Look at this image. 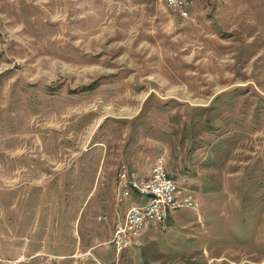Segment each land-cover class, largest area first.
Instances as JSON below:
<instances>
[{"label":"rangeland","instance_id":"374dc122","mask_svg":"<svg viewBox=\"0 0 264 264\" xmlns=\"http://www.w3.org/2000/svg\"><path fill=\"white\" fill-rule=\"evenodd\" d=\"M186 1L0 0V264H264V0ZM161 154L198 208L116 255Z\"/></svg>","mask_w":264,"mask_h":264},{"label":"built area","instance_id":"2783aa9c","mask_svg":"<svg viewBox=\"0 0 264 264\" xmlns=\"http://www.w3.org/2000/svg\"><path fill=\"white\" fill-rule=\"evenodd\" d=\"M166 7L183 18L189 16L186 0H162ZM165 156L161 154L151 164L147 179H128L127 168L121 165L118 172V186L120 197L126 198L136 195L143 199V203L130 207L123 220L116 222L112 228L109 244L116 253L130 247L142 231L149 227H157L165 223L169 212L177 209L197 210V199L191 194L183 192L169 175ZM137 241V240H136ZM135 241V243H136Z\"/></svg>","mask_w":264,"mask_h":264},{"label":"crops","instance_id":"0c3cea01","mask_svg":"<svg viewBox=\"0 0 264 264\" xmlns=\"http://www.w3.org/2000/svg\"><path fill=\"white\" fill-rule=\"evenodd\" d=\"M134 178H135V176H134ZM135 197H136V195L135 194H133ZM135 199H137L136 201H138V203H140L141 201H139L140 199H142V198H138V197H136ZM142 202H143V200H142ZM132 207V206H131ZM130 208V207H129ZM128 208V209H129ZM128 211V210H127ZM126 211V212H127ZM126 214V213H125ZM124 217V216H123ZM123 220V218L122 219H116V221L114 222V224L116 223V222H120V221H122Z\"/></svg>","mask_w":264,"mask_h":264},{"label":"trees","instance_id":"16d2710c","mask_svg":"<svg viewBox=\"0 0 264 264\" xmlns=\"http://www.w3.org/2000/svg\"><path fill=\"white\" fill-rule=\"evenodd\" d=\"M94 85V84H93Z\"/></svg>","mask_w":264,"mask_h":264}]
</instances>
